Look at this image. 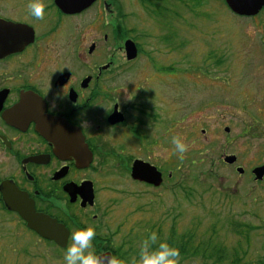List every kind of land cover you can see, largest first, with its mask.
<instances>
[{
	"label": "rangeland",
	"instance_id": "obj_1",
	"mask_svg": "<svg viewBox=\"0 0 264 264\" xmlns=\"http://www.w3.org/2000/svg\"><path fill=\"white\" fill-rule=\"evenodd\" d=\"M156 4L168 9L167 27L138 0H124L123 30L140 42L142 53L111 83L156 121L150 120L149 152L129 143L122 158L144 160L166 180L153 189L109 170L100 182L118 190L115 213L125 232L142 228L165 239L172 227L181 235L194 222L201 233L214 225L228 258L223 264L238 258L239 264H257L264 260V179L256 181L252 170L264 164V10L241 17L224 0ZM174 135L188 145L183 160L172 150ZM229 155L237 163H224ZM10 216L0 210V264H62L45 249L31 247L23 255L29 233L18 235ZM176 264L211 263L199 257Z\"/></svg>",
	"mask_w": 264,
	"mask_h": 264
},
{
	"label": "flooded vegetation",
	"instance_id": "obj_2",
	"mask_svg": "<svg viewBox=\"0 0 264 264\" xmlns=\"http://www.w3.org/2000/svg\"><path fill=\"white\" fill-rule=\"evenodd\" d=\"M40 2L44 18L37 20L28 14V0H0V187L14 186L33 202L36 213L63 226L68 232L65 247L29 229L17 213L6 208L1 191L0 210L15 219L18 235L29 233L23 255L31 247L45 249L64 264L70 233L92 227L97 234L91 251L97 258L108 253L121 264H138L141 247L147 243L149 251L154 248L148 240L150 232L147 235L142 228L125 232L115 213L118 200L113 192L118 190L100 179L109 170L131 176L133 162L141 159L125 161L123 145L133 143L149 152L154 144L150 122H156L155 116L135 101L122 99L120 86L111 83L112 75L138 60L140 42L123 30L124 0H96L74 14L62 11L56 0ZM129 39L138 50L133 61L125 55ZM34 103L42 115L80 131L86 153L92 155L89 163L56 153L54 144L39 131ZM114 113L123 121L111 124ZM91 189L93 205H83Z\"/></svg>",
	"mask_w": 264,
	"mask_h": 264
},
{
	"label": "water",
	"instance_id": "obj_3",
	"mask_svg": "<svg viewBox=\"0 0 264 264\" xmlns=\"http://www.w3.org/2000/svg\"><path fill=\"white\" fill-rule=\"evenodd\" d=\"M96 0H56L60 9L66 13H80L90 7ZM226 5L236 15L241 17H255L264 9V0H225ZM125 52L128 61L136 59L138 50L135 43L128 40L125 43ZM35 106V121L38 122L41 135L55 146L58 155L75 157L77 162L89 163L92 159L90 153H86L84 138L80 131L62 123L59 119L42 115L37 103ZM123 121L121 117L114 113L109 118L111 124ZM229 132V129H226ZM85 159V160H84ZM237 161L235 156H226L224 162L233 165ZM239 174H244L243 168H237ZM256 181L264 179V165L253 170ZM131 178L135 181L146 183L154 187L161 186L163 182L162 173L155 167L141 160L134 161L131 169ZM0 191L3 201L8 210L16 212L27 223L29 229L35 231L42 237L55 241L62 247L67 243L68 232L55 220L47 216L38 214L35 211L33 202L20 193L14 186L2 185ZM94 194L91 189L88 196L83 198V205H93ZM110 254H103L98 257L99 264H109Z\"/></svg>",
	"mask_w": 264,
	"mask_h": 264
},
{
	"label": "clouds",
	"instance_id": "obj_4",
	"mask_svg": "<svg viewBox=\"0 0 264 264\" xmlns=\"http://www.w3.org/2000/svg\"><path fill=\"white\" fill-rule=\"evenodd\" d=\"M27 10L28 14L37 20L44 18V5L40 0H28ZM170 143L177 158L183 160L184 154L188 151V145L183 138L174 135ZM96 234L92 227L72 231L70 233L71 244L67 246L63 255L64 264H99L97 256L91 251L92 240ZM148 240L155 242L157 240L156 233H151ZM179 255V249L170 246L167 242H160L151 251H149L148 244L145 243L139 251L138 264H176ZM109 264H121V261L112 257Z\"/></svg>",
	"mask_w": 264,
	"mask_h": 264
},
{
	"label": "trees",
	"instance_id": "obj_5",
	"mask_svg": "<svg viewBox=\"0 0 264 264\" xmlns=\"http://www.w3.org/2000/svg\"><path fill=\"white\" fill-rule=\"evenodd\" d=\"M166 1V0H140L141 4L147 10L148 14H154L155 20L163 22L165 27L166 23V12L167 8L159 7L156 2ZM177 2L184 3L188 1L189 3L195 4L194 6H201L202 2L205 0H174ZM172 37H166L165 41H171ZM173 40V39H172ZM200 223L194 222L192 227L185 233L177 235L175 227H172L168 236L163 239V236L158 231L157 240L154 242L155 249L158 244L162 241L167 242L170 246H174L179 249V257L177 259L190 260L193 258H202V260L211 264H223L224 261L228 260L226 257L223 247H221L217 239L216 226H211L208 230L206 229L203 233L199 232ZM241 263V259H236L232 264ZM257 264H264V260L259 261Z\"/></svg>",
	"mask_w": 264,
	"mask_h": 264
}]
</instances>
